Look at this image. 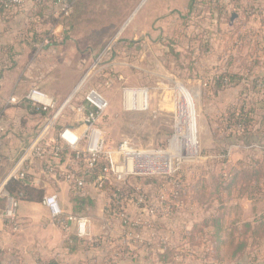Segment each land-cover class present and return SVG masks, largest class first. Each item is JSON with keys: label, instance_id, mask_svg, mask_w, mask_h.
Segmentation results:
<instances>
[{"label": "rangeland", "instance_id": "obj_1", "mask_svg": "<svg viewBox=\"0 0 264 264\" xmlns=\"http://www.w3.org/2000/svg\"><path fill=\"white\" fill-rule=\"evenodd\" d=\"M155 1L167 0H49V5L36 12L42 9L41 28L35 33L40 43L45 38H50L51 44L64 43L61 54L68 60L55 68L54 75L59 81L52 79L47 86L49 91L60 94L73 83H79L78 98L98 91L109 101L101 125L111 149L129 140L142 149L170 154L175 163L180 160L172 176L131 179L138 188L136 201L125 202V217L114 218L112 222L104 216L102 223L107 226L108 237L101 245L92 247L85 263L264 264V241L253 237L247 242L244 231L245 223L255 222L261 215L264 200L261 201L258 190L251 197L244 182L231 185L234 177L249 170L248 167L255 168L253 173L258 178L261 174L259 163L256 164L262 159L261 150L249 146L251 138L238 125V119L249 123L244 116L253 112L247 118L255 117L253 133L258 130L259 143L260 128L264 126L260 118L262 107L257 103L260 95L252 94L246 81L262 76L264 46L239 44L232 38L233 41L224 44L205 42L200 17L192 20L195 30L181 19L173 25L167 24L170 19L157 20L158 35L151 42V49L145 46L141 52L127 50L122 54L119 45L123 41L117 38L125 31L133 32L141 19L152 15ZM65 6H69L67 12L63 11ZM207 27L208 31H218L212 24ZM238 32L236 37L245 31L241 27ZM222 46L231 50L229 57L221 53ZM221 67L240 73L244 78L241 85L217 91L213 81ZM126 89L147 91L145 109L125 104ZM30 126L28 136L35 133L36 124ZM192 126L191 144L195 149L180 148ZM176 138L180 145L175 144ZM4 173L0 169V180ZM172 180L183 184V201L170 203L172 206L175 203L169 210L171 214L150 216L147 204L145 207L137 201L148 196V206L158 205L161 194L172 192ZM49 186L46 185V196L57 194ZM62 195L60 200L70 214L67 194ZM86 211L84 215L92 216L89 214L92 212L96 216L97 211ZM219 216L222 230L216 232L213 222H209V227L206 222ZM120 226L132 229L125 239ZM50 243L51 248L55 247L56 238ZM234 253L243 258L233 257Z\"/></svg>", "mask_w": 264, "mask_h": 264}, {"label": "built area", "instance_id": "obj_2", "mask_svg": "<svg viewBox=\"0 0 264 264\" xmlns=\"http://www.w3.org/2000/svg\"><path fill=\"white\" fill-rule=\"evenodd\" d=\"M205 1L216 6L223 0ZM260 1L247 0L244 8L238 6L234 9L236 14L241 15L242 24L247 19L260 15ZM47 5L49 0H0V6L11 14L26 13L30 11L28 6H31L36 13L39 8ZM68 7L65 6L63 11L67 12ZM253 38L248 34L244 40L239 38V41H251ZM53 45L50 38H45L39 44V48L44 49ZM124 92L127 106L145 109L143 102L144 94L147 95L146 90L126 89ZM76 96L60 106L42 89L33 87L25 96L14 94L3 101L0 99V137L10 136L17 130L16 125L13 130L5 124L6 109L17 107L24 101H28L33 106L35 115L41 120L36 125L33 135L21 134L22 139L14 159L15 168L8 181L24 180L28 174H32L35 178L34 182L45 187L51 180L56 183H67L74 196L88 195L90 189L104 194L106 191L111 192L113 198L106 201L103 213L108 221L114 222L116 216L119 218L125 216L124 192L130 189L138 192V188L131 183L132 178L172 176L177 171L174 167L180 160H176L175 163V159L171 158L170 154L159 150L142 149L129 140H123L116 148L111 149L107 132L101 125L109 108V101L96 90L90 91L83 97ZM189 136L182 145L176 138L175 144L180 145V148L186 146L188 150L193 151L195 148L192 149ZM3 159L0 153V166ZM182 189L181 181L172 180V192L169 195L161 194L158 197V205L148 206V196L137 199L139 200L137 202L144 204L145 207L147 204L146 212L150 216L168 215L171 214L169 211L171 207L175 205L174 203L172 206L170 203L181 201ZM0 199L4 201V207L0 209V222L10 223L13 230L17 231L20 226L18 220L20 201L6 190L5 185L0 187ZM133 200L136 201L135 194ZM43 204L49 210L52 221L62 231L74 233L80 239L89 236L91 221L88 216L67 213L57 194L47 196ZM123 222L126 223L124 220ZM129 230H132L131 227Z\"/></svg>", "mask_w": 264, "mask_h": 264}, {"label": "crops", "instance_id": "obj_3", "mask_svg": "<svg viewBox=\"0 0 264 264\" xmlns=\"http://www.w3.org/2000/svg\"><path fill=\"white\" fill-rule=\"evenodd\" d=\"M238 3L243 4L238 5ZM221 4L220 8L218 10H212V13L208 10L201 13L200 17L203 19L201 31L206 34L203 36L205 42L223 44L233 40L236 42L238 37L235 36L234 30L236 27L239 28L242 26L247 34L249 33L254 37L248 44H261L264 46V0L260 1V15L247 19L243 24L241 15L236 14L234 9L238 8V6L239 8H244L247 0L243 2L223 0ZM190 5V0L155 1L151 7L152 15H147L148 17L145 16L141 19L137 26L132 28L133 32L125 31V33L119 35L121 37L117 38V40L122 39L123 41L119 45V50L123 54L127 50L141 52L145 46L151 49V42L156 41L155 39L158 35V28L155 26L157 20L170 19V21L166 20L167 24L171 22L173 25L177 22V19H181L190 28L195 30L191 25L193 24L192 20L196 18L200 20V17L189 15ZM219 14L221 24L218 31H208V25L212 24L215 27L212 18L215 19ZM233 14L237 16L234 21H232ZM35 15L36 13L31 9L26 13H13L8 16H0V99L3 101L14 94L25 96L33 86H38L57 102L65 104L76 96V89L79 83H73L71 86L65 87L68 90L60 94L52 90L49 91L50 87H47L49 86L48 83L52 79L59 81L54 75L55 68L61 63L67 64L68 60H64L65 55L61 54L64 52V43H55L53 46L44 49L39 48L41 40L37 38L38 35L35 33H37L36 31L41 26L39 25L40 18H37L38 20L36 19V24L33 23ZM207 17L210 19H205ZM208 20H210V23H208ZM206 21L208 22L206 23ZM223 32H226V34ZM144 42H148V44ZM223 52L225 56L232 53L226 47L221 53ZM113 65L116 64L113 63ZM221 68L220 72L227 67ZM262 76H264V70ZM183 91L184 89H182ZM183 94L186 93L183 92ZM185 100L188 99L185 97ZM262 100H264V97H262ZM13 115L17 116L13 117ZM260 118L263 126L264 112H261ZM4 119L8 127L15 130L14 127L16 125L17 130L10 136L0 137V153L4 158L0 169H3L5 172L4 177L0 180V187L6 186V182L15 168L14 159L22 139L21 134L28 135L31 131V123L37 125L41 122L40 118L32 115L30 110L22 105L6 109ZM261 128L260 142L257 143L254 141L249 146L251 148L253 146L259 148L264 156V126ZM49 187L54 188L59 198L60 194L61 196H63L62 194H67L69 200L68 208L70 207L69 209L73 214L77 213L76 210H79V206L75 203L76 200L71 195L70 187L67 183L57 182L55 186L50 185ZM88 195L93 202V206L87 207L86 210H94L93 212L97 211V213L96 216L92 212L89 213L92 216L86 215L91 223L89 236L85 239L78 238L74 233L62 231L52 221L50 212L44 204L20 202V208L18 210L19 229L14 231L10 223L0 222V264H66V262L67 264H86V259H89L93 252L92 247L101 245L108 237L105 232L107 226L102 223L104 219L103 210L106 203L105 194L90 189ZM3 207L4 201L0 199V209ZM262 213H264V210H262ZM118 228L124 234L122 236L123 239L127 238L128 233L132 232L129 228L123 226ZM54 237L56 238V246L51 248L50 242Z\"/></svg>", "mask_w": 264, "mask_h": 264}, {"label": "trees", "instance_id": "obj_4", "mask_svg": "<svg viewBox=\"0 0 264 264\" xmlns=\"http://www.w3.org/2000/svg\"><path fill=\"white\" fill-rule=\"evenodd\" d=\"M191 5H190V13L189 15L191 16H195V17H200L201 13H204L205 10L208 11H212L215 9H219L220 6L222 4L218 3L216 6H212L210 5V3L206 2L205 0H203L202 2L198 1V0H190ZM41 10H39L38 13H36V15L34 16V21L33 23L36 24V19L40 18L39 14H41ZM212 13V12H211ZM11 15L10 12H7L4 10V8L2 6H0V16H8ZM212 15V14H211ZM220 14L217 15L214 18H212L213 23L216 27H220L221 21H220ZM36 21V22H35ZM241 26V25H240ZM242 27V26H241ZM240 27V28H241ZM240 28H237L234 30L235 34L239 33L238 31L240 30ZM249 34V33H248ZM247 32H243V34H240V36L238 37V41L237 43L239 44H246V43H250L251 41H243L240 42V40H244L246 35H248ZM244 80V78H242V75L240 73H235L233 72V70L231 68H226L224 70H222L221 72H219V74H216L215 79L213 81L214 83V87L217 91H225L227 90L228 86H239L241 85L240 83H242L241 81ZM264 80V76H261L260 78L255 77V80H251L249 82L246 81V84L250 87L249 89L251 90L252 94H259V100L257 103L261 104V112H264V100H262V97H264V88H263V81ZM25 106L27 107L32 115H35V111L33 106L28 102V101H24L23 103H21L19 106ZM253 113V112H251ZM249 113V114H251ZM248 113L246 114V116H244L246 118V120H248L249 123H246V121H244L243 123L241 122V120L238 119V125L240 127H244L243 131L245 133L246 136H248V138H251L250 144H252L253 141H256L258 135V130L257 133L254 134L253 133V129L255 128V125H253L252 122L255 121V117H251V118H247V116L249 115ZM262 129V128H260ZM250 133H253L252 135ZM257 142V141H256ZM264 156H262L261 161H257L256 164L259 163V168L261 170V174L260 177H257V173H253V170H255L254 167H248V169L250 170H245L244 172L236 175L234 177V181L231 182V185L233 184H238L239 182H244L245 184V188L250 191V195L251 197H253V192H255V190H258L260 192V199L261 201L264 200ZM256 166V165H255ZM42 167V165H41ZM34 176L32 174H28L27 178L24 180H20V179H10L7 184H6V190L17 200H19L20 202H30V203H37V204H43L45 198L47 197L46 195V187L43 185H38L34 182ZM239 181V182H238ZM56 182H53L52 180L49 181L47 183L50 185L55 186ZM183 192L184 189H182L180 191L181 193V201L182 197H183ZM136 194V190L135 189H130L126 192H124V198L126 201L133 199V195ZM71 195L73 196V198L76 200L75 203L79 206V210H76V214L77 215H82V216H86L84 215V211H86L87 207H92L93 206V202L90 199L89 195H85V196H74L72 193ZM105 197H106V201L110 198H113L112 193L111 192H105ZM125 201V202H126ZM85 207V208H84ZM75 214V213H74ZM125 217V216H124ZM116 218H119V216H116ZM221 216H219L218 218L214 219V220H208L206 222V224H208L209 226H214L216 228V232H220L222 230V228L218 225L220 223ZM209 222H213L211 225L209 224ZM244 231H245V235L247 238V242H249L253 237H258L260 239H262V241H264V213H262L255 222H250V223H245L244 224ZM248 236V237H247ZM221 245L223 243H220ZM240 253V252H239ZM239 253H234L232 254L233 257H237L239 256L241 259L243 258V256ZM41 264V263H40ZM43 264V263H42ZM50 264H54V263H50Z\"/></svg>", "mask_w": 264, "mask_h": 264}, {"label": "bare ground", "instance_id": "obj_5", "mask_svg": "<svg viewBox=\"0 0 264 264\" xmlns=\"http://www.w3.org/2000/svg\"><path fill=\"white\" fill-rule=\"evenodd\" d=\"M146 96H147V95L144 94V98H146ZM145 105H147V102L145 103ZM192 121H193V118H192ZM193 127H194V126H192V128L190 127V136H189V138H190L192 144L194 143V131H193Z\"/></svg>", "mask_w": 264, "mask_h": 264}, {"label": "water", "instance_id": "obj_6", "mask_svg": "<svg viewBox=\"0 0 264 264\" xmlns=\"http://www.w3.org/2000/svg\"><path fill=\"white\" fill-rule=\"evenodd\" d=\"M236 14H233V16H232V21H234L235 19H236Z\"/></svg>", "mask_w": 264, "mask_h": 264}]
</instances>
